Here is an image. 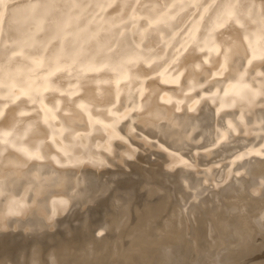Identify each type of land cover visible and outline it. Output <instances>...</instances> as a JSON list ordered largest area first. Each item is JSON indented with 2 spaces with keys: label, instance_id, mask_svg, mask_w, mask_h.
<instances>
[{
  "label": "bare ground",
  "instance_id": "1",
  "mask_svg": "<svg viewBox=\"0 0 264 264\" xmlns=\"http://www.w3.org/2000/svg\"><path fill=\"white\" fill-rule=\"evenodd\" d=\"M263 248L264 0H0V264Z\"/></svg>",
  "mask_w": 264,
  "mask_h": 264
},
{
  "label": "rangeland",
  "instance_id": "2",
  "mask_svg": "<svg viewBox=\"0 0 264 264\" xmlns=\"http://www.w3.org/2000/svg\"><path fill=\"white\" fill-rule=\"evenodd\" d=\"M197 7H198V6H197L196 4H194V8L191 10V12H190L188 18L184 21L185 23H186V22L192 17V15L194 14V12H195V10L197 9ZM98 158H99V159H102L100 155H98ZM94 226H97V225H93V226H92V227L94 228V230H95L96 233H94V231H91L90 229L88 230V233L91 231V234L94 233V236H95V235H97V231H98V229H96ZM90 227H91V226H90ZM93 228H92V230H93ZM96 230H97V231H96ZM104 233H105V232L103 231V233H101V234L103 235ZM89 234H90V233H89ZM102 235H100V236H102ZM106 235H109V238L114 237V235H113L112 233H108V232H107ZM124 241H126V239H125ZM258 252H259V253H258L259 255H257V253H256L255 255H257V256H259V257H261V258L263 257V258H262V259H259V258L256 256V257L258 258V259H257V258H256V259H257L258 261L263 260V259H264V256H261V254L264 255V248H263V250L261 249V252H262L261 254H260V251H258ZM252 255L254 256V257H253V256H252V257L255 259V255H254V254H252ZM192 256H193V258L195 257V252L193 253ZM248 258H250V257H248ZM246 260H248V259H246ZM250 261L252 262V261H255V260L251 259ZM209 262H210L209 259H207V260H205V262H203V263H205V264H209ZM242 262H243V261H242ZM242 262H241V263H242ZM247 262H248V261H247ZM247 262L245 261L244 263L246 264ZM239 264H240V263H239ZM242 264H243V263H242ZM247 264H248V263H247Z\"/></svg>",
  "mask_w": 264,
  "mask_h": 264
},
{
  "label": "snow or ice",
  "instance_id": "3",
  "mask_svg": "<svg viewBox=\"0 0 264 264\" xmlns=\"http://www.w3.org/2000/svg\"><path fill=\"white\" fill-rule=\"evenodd\" d=\"M81 107H83V105H81ZM61 203H65V201H61Z\"/></svg>",
  "mask_w": 264,
  "mask_h": 264
}]
</instances>
